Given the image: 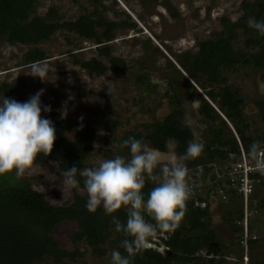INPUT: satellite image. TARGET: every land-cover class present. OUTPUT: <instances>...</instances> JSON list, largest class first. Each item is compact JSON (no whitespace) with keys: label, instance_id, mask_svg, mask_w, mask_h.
<instances>
[{"label":"rangeland","instance_id":"1","mask_svg":"<svg viewBox=\"0 0 264 264\" xmlns=\"http://www.w3.org/2000/svg\"><path fill=\"white\" fill-rule=\"evenodd\" d=\"M243 1L245 0H35L34 13L37 16H45L49 10H53L55 17L50 18L63 21L74 20L79 15L88 13L93 18L102 17L104 21L117 23L112 39L103 43L110 55H99V45L94 39L81 37L66 29L55 31L49 40L38 44L12 42L3 34L0 36V84L22 77L26 82V101L43 89L40 97L43 106L54 99L51 92L57 89L63 97L60 98L54 120L62 119L68 114L77 116L69 119L71 128L65 133L67 138L72 140L75 133L85 130L93 134V146L84 161V168L95 167L104 159L114 158L118 155L116 146H120L129 131H141L143 124L162 119L171 110L169 98L165 95L169 86L177 92L183 103L185 119L192 121L190 127L194 133V141L202 143L209 122L203 119L199 110L195 90L205 96L207 88L203 86L214 91L219 87L209 84L202 76L194 81L183 71L179 61L185 54H195L198 42L214 38L223 32L225 35L234 34L231 41L234 48H244L247 35L243 27L231 26L245 12L242 8ZM246 1H261L264 9V0ZM223 19H226V24ZM249 19L253 18L249 17L245 22L248 23ZM97 30L101 36L102 28ZM249 34L255 35L257 32L250 29ZM33 47H38L48 56L38 62L47 65L49 69L44 81L30 75L33 63L24 64V53ZM112 56L123 59L127 65L124 72L108 68L100 75H95L74 61L96 57L108 66ZM224 74L227 84L236 86L243 98V110L250 124L247 134L252 137L260 135L263 124L259 119L255 100L264 96V69L240 65ZM2 97L0 91V98ZM195 100L198 101V110L192 104ZM211 103L216 106V102ZM41 108L43 118L47 111L43 110L44 107ZM142 141L148 145L146 140ZM174 146V142L169 140L166 151L174 150ZM227 164H221V172ZM57 170V161L33 162L20 180L41 193L51 205H68L73 201L75 189L87 198L85 189L65 187L64 177L58 175ZM11 174L1 178L10 182L8 176ZM199 174L200 170L194 174L191 171L188 173V183L194 184L195 188L197 181L200 190L195 194L190 190L187 201L191 197H200L203 201H196L195 205L208 208L210 228L216 235L220 249V254L212 257L216 260L223 258L218 264H264V175L255 180L254 192L245 204L222 183L214 187L217 182L194 179ZM239 207L243 209L242 233L234 232L223 219L225 215L235 214ZM75 230L76 222L62 220L51 231V237L58 242L59 247L71 251L76 246L82 252L81 256L69 261L71 264L110 262L111 249L104 255L97 256L84 241L73 244L70 236ZM248 238L256 239L249 243ZM152 240L159 242L156 238ZM164 248L160 246L158 250L162 252ZM200 255H204L203 250ZM33 264L55 263L51 258H45ZM204 264L217 263L205 261Z\"/></svg>","mask_w":264,"mask_h":264},{"label":"trees","instance_id":"2","mask_svg":"<svg viewBox=\"0 0 264 264\" xmlns=\"http://www.w3.org/2000/svg\"><path fill=\"white\" fill-rule=\"evenodd\" d=\"M35 0H0V36L5 34L9 41L22 44H38L50 39L51 35L59 30L66 29L74 31L81 37L94 39L98 44L99 55H110L105 41L112 39L113 29L117 26L115 22L104 21L102 17L93 18L91 14L79 15L74 20L58 19L55 12L49 10L45 16H37L34 13ZM261 1H243V15L231 26L243 27L247 35L244 40V48L236 49L232 45L234 34L220 33L214 38H208L198 42V50L195 54H185L180 59V67L194 81L202 76L209 84L216 85L217 91L207 88L205 96L195 90L196 98L199 100V110L203 119L209 122L203 144L204 151L195 160L186 162L189 171L193 174L200 170V174L194 178L208 183L217 182L227 187L228 191L242 200L241 194L237 193L230 184L227 169L221 172L222 163L235 161L240 154V148L245 152L251 143L261 141L264 144V96L255 100L259 119L263 124L262 133L255 137L247 134L249 122L243 110L244 101L239 89L227 84L225 72L235 70L240 65H251L256 69H264V36L250 35L246 19L264 20V9ZM33 14V15H32ZM226 24V19H223ZM98 28H102L101 36ZM103 46V47H101ZM48 58L46 53L38 47L28 49L24 53V64L40 62ZM86 71L100 75L108 68L113 71L124 72L127 65L122 58L110 57L109 65L96 57L87 60H74ZM165 93L169 98L171 110L160 120L143 124L141 131L132 130L123 137H135L146 140L150 147H156L166 151V144L172 140L175 144L174 151L183 154L189 141H194V133L190 126H186L185 110L177 92L171 89ZM0 91L3 97H9L18 102H26V82L22 77L14 81L2 82ZM53 100L46 106L51 111L43 118L50 119L56 129V139L52 152L49 155L39 153L34 163L47 161L58 162V175H63L64 170L76 166L84 168V161L93 146V134L89 130L75 133L72 140L66 136V131L71 128L70 117L76 115L68 114L62 119L54 120L62 94L54 89L51 92ZM216 102V106L211 101ZM41 107H45L41 105ZM117 154L129 156L127 148L116 146ZM251 178L256 180L262 175L252 172ZM10 182L0 176V264H33L35 261L51 258L55 264H71L82 255L76 247V243L84 241L94 255H104L108 250H118L124 254L120 247L125 238L122 233L115 230L113 216L126 222L127 209L122 207L117 212L107 215L102 206L95 212L86 208L87 198L80 195L75 189L73 201L66 206L51 205L43 195L29 186L28 183L17 180L14 173L10 176ZM80 184L77 188H83V179L77 174ZM14 183V186H13ZM192 184V183H188ZM192 190L197 193L200 187L195 182ZM154 187L152 181L146 179L143 189L145 198ZM194 188V189H193ZM196 201H203L200 197H191L186 202L185 215L181 219L178 228L174 231L165 232L159 236L160 244L164 250L160 252L157 246L148 247L139 251L132 259V264H204L211 261L218 264L223 258L216 260L213 255H219V242L214 231L210 228V213L207 207L195 205ZM33 218L36 220L33 221ZM237 233L243 232V209L239 207L235 214L223 217ZM70 220L76 222V230L71 234L70 240L75 244L71 251L59 247L58 242L51 237V231L58 222ZM242 235V234H241ZM256 238H248L252 243ZM151 238L148 242H151ZM204 255H200V251ZM107 264H110L107 263Z\"/></svg>","mask_w":264,"mask_h":264},{"label":"clouds","instance_id":"3","mask_svg":"<svg viewBox=\"0 0 264 264\" xmlns=\"http://www.w3.org/2000/svg\"><path fill=\"white\" fill-rule=\"evenodd\" d=\"M248 27L264 36V20L249 19ZM48 71L47 65L37 62L31 65L30 75L44 81ZM43 91L39 90L26 102L0 98V176L14 173L19 180L39 153L49 155L52 152L56 129L50 119L41 116ZM192 104L198 110V101H192ZM43 110L50 112L51 108L45 106ZM183 123L191 126L192 121L186 119ZM120 147L129 150L128 157L116 155L100 161L95 167L81 169L72 166L63 172V185L77 188L80 184L76 179L78 174L83 179L86 208L90 212L100 206L107 215L122 207L127 209L126 222L113 216L115 230L125 238L120 245L124 254L113 250L110 264H132L134 256L145 248L150 238L159 240L153 242L156 247L163 232L178 228L185 215L190 191L186 162L197 159L204 151V144L189 141L185 152L177 154L174 150L164 151L128 137ZM246 155L253 163V171L264 175V144L254 141ZM146 179L154 184L147 198L143 192ZM158 232L160 234L156 237Z\"/></svg>","mask_w":264,"mask_h":264},{"label":"built area","instance_id":"4","mask_svg":"<svg viewBox=\"0 0 264 264\" xmlns=\"http://www.w3.org/2000/svg\"><path fill=\"white\" fill-rule=\"evenodd\" d=\"M246 153L247 152L240 148V154L236 158V160L229 162L225 166V169L228 170L226 176H228L230 184L237 193L241 194L242 200L245 204H247L249 199L251 198V195L254 192L255 185V180L250 176L251 173L254 172V166L253 163L247 158ZM188 185L189 189L193 187L192 184ZM147 244H150V242H147L146 246H148Z\"/></svg>","mask_w":264,"mask_h":264},{"label":"water","instance_id":"5","mask_svg":"<svg viewBox=\"0 0 264 264\" xmlns=\"http://www.w3.org/2000/svg\"><path fill=\"white\" fill-rule=\"evenodd\" d=\"M152 244H153V240H151V242H150V245H151V246H148V247H152V246H153ZM159 251H160V250H159Z\"/></svg>","mask_w":264,"mask_h":264}]
</instances>
